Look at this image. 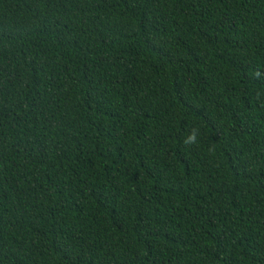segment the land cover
Here are the masks:
<instances>
[{"label":"trees","instance_id":"1","mask_svg":"<svg viewBox=\"0 0 264 264\" xmlns=\"http://www.w3.org/2000/svg\"><path fill=\"white\" fill-rule=\"evenodd\" d=\"M0 264H264V0H0Z\"/></svg>","mask_w":264,"mask_h":264}]
</instances>
